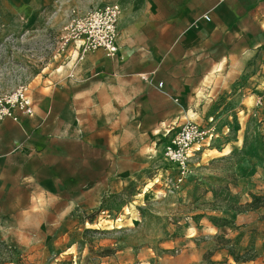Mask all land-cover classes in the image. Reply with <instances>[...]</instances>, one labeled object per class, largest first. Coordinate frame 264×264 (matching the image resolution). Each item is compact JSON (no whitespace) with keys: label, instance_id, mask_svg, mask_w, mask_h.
Wrapping results in <instances>:
<instances>
[{"label":"rangeland","instance_id":"obj_1","mask_svg":"<svg viewBox=\"0 0 264 264\" xmlns=\"http://www.w3.org/2000/svg\"><path fill=\"white\" fill-rule=\"evenodd\" d=\"M109 3L122 4L0 0V96L23 81L35 102L37 76L51 69L50 48L71 15ZM125 14L123 8L120 20ZM252 33L263 40L253 24ZM259 61L264 63V48L252 57V78L264 76ZM251 81L245 99L240 81L216 101L189 103L186 118L174 121L213 127L218 134L192 159L177 188L178 170L163 155L171 136L164 130L143 135L139 150L60 142V151L72 156L60 158L52 175L41 169L20 182L4 200L0 258L13 249L12 264H264V79ZM27 120L29 141H37L36 117ZM130 157L138 158L135 164H118Z\"/></svg>","mask_w":264,"mask_h":264},{"label":"crops","instance_id":"obj_2","mask_svg":"<svg viewBox=\"0 0 264 264\" xmlns=\"http://www.w3.org/2000/svg\"><path fill=\"white\" fill-rule=\"evenodd\" d=\"M120 1L126 14L118 22L116 57L97 50L77 61L71 45L67 57L37 76L34 116L0 121V212L20 182H30L41 169L52 175L60 158L72 156L60 151V142L139 150L143 135L164 130L168 137L186 123L177 121L186 118L189 103L216 101L240 81L245 99L252 79L262 83L264 76L252 78L250 71L252 57L264 48V0ZM252 24L262 41L255 40ZM215 55L218 62H212ZM202 90L205 97L199 98ZM34 117L37 141L30 142L24 119ZM83 158L89 165V155ZM129 159L118 164L133 165L138 158Z\"/></svg>","mask_w":264,"mask_h":264},{"label":"built area","instance_id":"obj_3","mask_svg":"<svg viewBox=\"0 0 264 264\" xmlns=\"http://www.w3.org/2000/svg\"><path fill=\"white\" fill-rule=\"evenodd\" d=\"M121 13V7L116 3L106 4L86 14L73 13L62 28L57 43L50 48L49 60L55 62L67 57L71 45L79 52L77 61H82L86 54L97 50L105 51L110 58L116 57ZM204 18L210 20L209 16ZM39 59L44 64L45 58ZM158 86L161 88L162 83ZM34 113L29 83L22 81L12 92L0 96V121L11 119L19 122V115L32 117ZM216 135L214 128H203L197 123L186 122L169 136L163 155L168 164L178 170L174 187L177 188L183 183L190 172L192 159L201 154L205 146L214 141Z\"/></svg>","mask_w":264,"mask_h":264},{"label":"trees","instance_id":"obj_4","mask_svg":"<svg viewBox=\"0 0 264 264\" xmlns=\"http://www.w3.org/2000/svg\"><path fill=\"white\" fill-rule=\"evenodd\" d=\"M15 255V250L7 249V257L0 258V264H12L14 262L13 256ZM236 263H240L242 260L238 257H234ZM243 263H246V261H242Z\"/></svg>","mask_w":264,"mask_h":264}]
</instances>
